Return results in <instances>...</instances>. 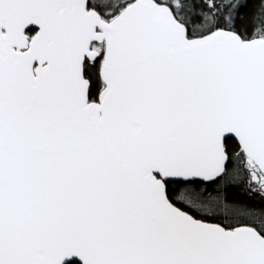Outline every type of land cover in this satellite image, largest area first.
Listing matches in <instances>:
<instances>
[{
  "label": "snow or ice",
  "instance_id": "snow-or-ice-1",
  "mask_svg": "<svg viewBox=\"0 0 264 264\" xmlns=\"http://www.w3.org/2000/svg\"><path fill=\"white\" fill-rule=\"evenodd\" d=\"M0 264H264V0H0Z\"/></svg>",
  "mask_w": 264,
  "mask_h": 264
}]
</instances>
